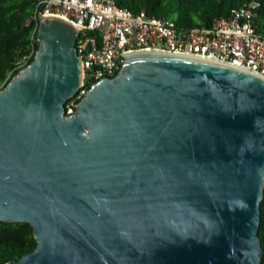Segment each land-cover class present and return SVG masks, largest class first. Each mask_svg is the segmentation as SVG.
Here are the masks:
<instances>
[{
  "label": "water",
  "instance_id": "1",
  "mask_svg": "<svg viewBox=\"0 0 264 264\" xmlns=\"http://www.w3.org/2000/svg\"><path fill=\"white\" fill-rule=\"evenodd\" d=\"M77 33L40 17L0 89V221L35 239L5 264H260L264 77L138 50L65 114Z\"/></svg>",
  "mask_w": 264,
  "mask_h": 264
},
{
  "label": "built area",
  "instance_id": "2",
  "mask_svg": "<svg viewBox=\"0 0 264 264\" xmlns=\"http://www.w3.org/2000/svg\"><path fill=\"white\" fill-rule=\"evenodd\" d=\"M254 6L253 2H244L224 18L185 27L142 9L131 12L117 0H34L25 23L33 22L35 30L40 17L54 16L77 28L74 48L80 63V82L64 102V113L71 114L89 86L113 76L123 56L138 50L209 58L264 77V37L255 33ZM33 52L30 48L15 68H23Z\"/></svg>",
  "mask_w": 264,
  "mask_h": 264
},
{
  "label": "trees",
  "instance_id": "3",
  "mask_svg": "<svg viewBox=\"0 0 264 264\" xmlns=\"http://www.w3.org/2000/svg\"><path fill=\"white\" fill-rule=\"evenodd\" d=\"M244 2L255 3V33L264 37V0H117L119 6L148 15L164 16L176 26H197L224 18ZM34 0H0V89L14 75L17 61L35 51L33 22L25 23ZM31 55L27 63L32 59ZM259 203L257 239L261 247L260 264H264V184ZM35 247L31 227L25 222L0 221V264L15 261Z\"/></svg>",
  "mask_w": 264,
  "mask_h": 264
}]
</instances>
